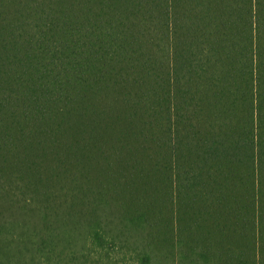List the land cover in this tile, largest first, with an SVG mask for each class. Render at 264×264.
Returning a JSON list of instances; mask_svg holds the SVG:
<instances>
[{
	"label": "trees",
	"instance_id": "16d2710c",
	"mask_svg": "<svg viewBox=\"0 0 264 264\" xmlns=\"http://www.w3.org/2000/svg\"><path fill=\"white\" fill-rule=\"evenodd\" d=\"M0 264H264V0H0Z\"/></svg>",
	"mask_w": 264,
	"mask_h": 264
}]
</instances>
